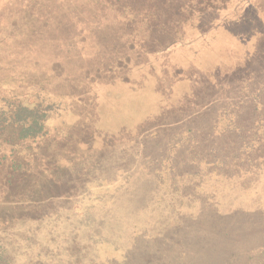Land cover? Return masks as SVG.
<instances>
[{
  "label": "rangeland",
  "instance_id": "374dc122",
  "mask_svg": "<svg viewBox=\"0 0 264 264\" xmlns=\"http://www.w3.org/2000/svg\"><path fill=\"white\" fill-rule=\"evenodd\" d=\"M105 2L0 0V104L52 108L46 137L0 135V260L264 264V0L132 42ZM13 159L59 196L11 192Z\"/></svg>",
  "mask_w": 264,
  "mask_h": 264
},
{
  "label": "trees",
  "instance_id": "16d2710c",
  "mask_svg": "<svg viewBox=\"0 0 264 264\" xmlns=\"http://www.w3.org/2000/svg\"><path fill=\"white\" fill-rule=\"evenodd\" d=\"M105 3L108 7L114 9L120 19L122 18L120 22L121 28L118 29L119 39L127 38V41L132 42L133 40H131V37H133V33L138 31V29L146 32L148 34V38H156L155 36L158 34H163L167 37L174 36V40H178L177 38H179L181 33L186 30L185 27H187V25H191L196 17L226 10L229 5L233 3V0H106ZM124 16H129L131 18H124ZM120 34H124L125 36L120 37ZM154 40L156 41V39ZM170 41L165 42L164 46L168 45ZM132 44L133 45L127 46L128 51L135 50V45L134 43ZM4 54L5 53H3V55ZM0 59H2L0 61V65L5 63L4 57H0ZM2 77L3 76H0V78ZM1 81L2 79H0V82ZM213 88L214 90L216 89L215 87ZM42 90L46 91L48 88H43ZM69 93H71V90ZM67 95H69L68 92L67 94H62L64 97ZM69 97L71 96H67V98ZM51 114V106H45L41 102H38L36 98L31 99L27 97V99H21L17 97L9 99L4 97L0 104V135L4 134L2 132H4L6 128H10V133L13 131V134L20 143H24L28 140L42 139L47 136L46 125L51 120ZM150 137H152V135L146 137L145 141L149 140ZM253 137L255 138V136ZM5 158L6 156H2L3 161ZM35 162H37V160L33 162L34 166H31L32 168L27 170L25 174L32 172L35 173ZM9 167L11 169L10 171L17 175L15 182L12 181V178L8 179V186L13 188L11 192L17 193V191H23L21 185L26 182L27 186H24V190H28V192L30 188L38 190V197L44 196L45 198H41L45 200H50L59 196L55 194V188L56 186L57 188L63 187L59 186L61 182L57 183V181L49 180V176L46 177L48 179L43 177L44 180L46 179L50 184H52L53 188L50 190L47 186H45V184H40L41 178H34V175H32V177L25 182L20 180V178L25 177V174H22L23 176H19V174L22 171V168L26 169V167L17 162L15 159L11 161ZM50 174H53L52 171ZM52 178L53 176L51 179ZM18 182L20 183L18 184ZM29 183H31L30 186H28ZM63 197L68 198L66 195ZM14 209L19 210L20 208L16 207ZM23 211L27 212L25 209H23ZM24 212H20V214ZM21 217V219H27L26 214H21ZM43 217L44 216L41 218ZM0 218L5 221L12 220L11 216L7 218L6 216H0ZM0 264L8 263L0 260Z\"/></svg>",
  "mask_w": 264,
  "mask_h": 264
}]
</instances>
